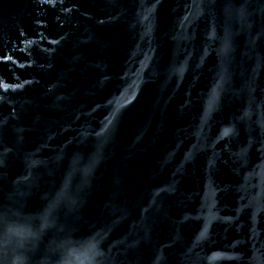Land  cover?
I'll return each mask as SVG.
<instances>
[{"label":"water","instance_id":"water-1","mask_svg":"<svg viewBox=\"0 0 264 264\" xmlns=\"http://www.w3.org/2000/svg\"><path fill=\"white\" fill-rule=\"evenodd\" d=\"M0 264H264V0H0Z\"/></svg>","mask_w":264,"mask_h":264}]
</instances>
